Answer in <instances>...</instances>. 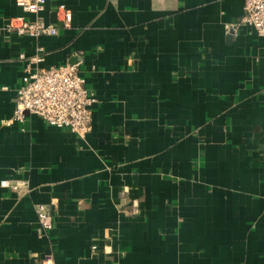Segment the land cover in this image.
<instances>
[{"label": "crops", "instance_id": "obj_1", "mask_svg": "<svg viewBox=\"0 0 264 264\" xmlns=\"http://www.w3.org/2000/svg\"><path fill=\"white\" fill-rule=\"evenodd\" d=\"M243 5L0 0V264H264V36L230 29ZM19 17L58 33L19 34ZM39 53L33 67L82 59L84 138L36 114L2 121Z\"/></svg>", "mask_w": 264, "mask_h": 264}, {"label": "built area", "instance_id": "obj_2", "mask_svg": "<svg viewBox=\"0 0 264 264\" xmlns=\"http://www.w3.org/2000/svg\"><path fill=\"white\" fill-rule=\"evenodd\" d=\"M47 0H17L18 5L28 12H40L45 8ZM243 14L239 22L233 23L230 29L237 34L240 24H249L264 36V0H243ZM56 12L68 26L72 20V13L64 3H59ZM16 25L19 34L39 36L41 34L55 35L58 27L48 24L44 20H29L19 17ZM22 59H27L21 54ZM42 60L37 54L29 58L23 83L17 89L16 109L13 117L3 119V122L12 120L23 121L26 114H36L50 125L67 128L84 138L92 128L93 105L96 97L87 86L86 77L80 72L82 59L76 62H65L50 67H33L34 62ZM2 186L18 188V183L1 180ZM37 215L44 231L52 228V211L44 203L37 205ZM44 264H53L48 258Z\"/></svg>", "mask_w": 264, "mask_h": 264}]
</instances>
